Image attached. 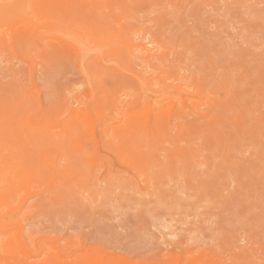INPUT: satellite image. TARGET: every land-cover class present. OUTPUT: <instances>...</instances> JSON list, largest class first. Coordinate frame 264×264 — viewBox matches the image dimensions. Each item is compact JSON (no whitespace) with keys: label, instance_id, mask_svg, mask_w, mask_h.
<instances>
[{"label":"rangeland","instance_id":"obj_1","mask_svg":"<svg viewBox=\"0 0 264 264\" xmlns=\"http://www.w3.org/2000/svg\"><path fill=\"white\" fill-rule=\"evenodd\" d=\"M0 264H264V0H0Z\"/></svg>","mask_w":264,"mask_h":264},{"label":"bare ground","instance_id":"obj_2","mask_svg":"<svg viewBox=\"0 0 264 264\" xmlns=\"http://www.w3.org/2000/svg\"><path fill=\"white\" fill-rule=\"evenodd\" d=\"M26 23V22H25ZM27 25V24H26ZM26 25H24V26H26ZM25 30V29H24ZM35 30V29H34ZM82 120V119H81ZM29 127V126H28ZM23 193H24V191H23ZM6 208H8V207H6ZM4 228H5V226H4Z\"/></svg>","mask_w":264,"mask_h":264}]
</instances>
